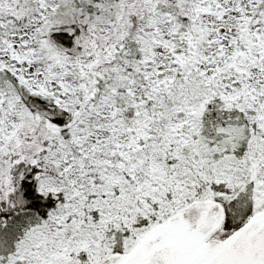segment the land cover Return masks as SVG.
<instances>
[{
    "label": "snow or ice",
    "instance_id": "6c2138e0",
    "mask_svg": "<svg viewBox=\"0 0 264 264\" xmlns=\"http://www.w3.org/2000/svg\"><path fill=\"white\" fill-rule=\"evenodd\" d=\"M0 264H264V0H0Z\"/></svg>",
    "mask_w": 264,
    "mask_h": 264
}]
</instances>
